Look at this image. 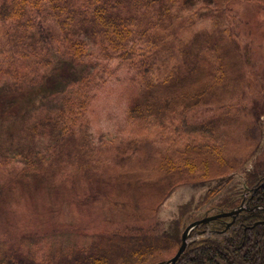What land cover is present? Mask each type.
Returning <instances> with one entry per match:
<instances>
[{"label":"rangeland","instance_id":"rangeland-1","mask_svg":"<svg viewBox=\"0 0 264 264\" xmlns=\"http://www.w3.org/2000/svg\"><path fill=\"white\" fill-rule=\"evenodd\" d=\"M72 1L77 8L92 6L88 0ZM165 1L172 3L171 27L159 28L165 37L154 72L142 76L138 66L100 58L94 46L93 57L79 68L85 84L72 87L75 94L67 95H50L52 87L62 82L56 67L57 58L66 51L64 42L55 41L59 53L56 47L46 49L37 42L38 30L50 25L53 30L57 24L47 1L31 14V27L0 19V256L19 250L36 261L49 262L75 249L114 244L112 234L133 226L162 221L165 228L200 198L205 189L202 181H217L233 173L230 167L210 160L209 167L214 165L204 178L202 158L194 162L188 152L184 157L176 152L183 150L182 143L189 137L175 143V134L144 128V123L129 118L131 107L150 85L157 84L160 93V83L170 73L179 84L188 73L197 43L214 45L224 57L227 72L224 83L207 90L203 102L189 109L188 123L214 121L217 144L223 138L230 161L231 157L245 159L255 150L259 142L255 119L260 113L264 117V0ZM152 6L161 8L158 2L152 1ZM49 59L55 61L54 67ZM205 69L204 81L182 89L189 105V96L203 87L214 66L208 64ZM84 89L93 98L74 127L73 140L48 148L49 137L35 135L31 128L56 117L65 107L70 109L68 94L76 100ZM171 139L176 147L168 152L165 147L173 146ZM18 146H24L25 157ZM167 157L174 161L169 171ZM186 162L196 166L195 172ZM186 218L181 237L199 221ZM202 235L210 237L198 232L190 241ZM175 250L164 252V257Z\"/></svg>","mask_w":264,"mask_h":264},{"label":"trees","instance_id":"trees-1","mask_svg":"<svg viewBox=\"0 0 264 264\" xmlns=\"http://www.w3.org/2000/svg\"><path fill=\"white\" fill-rule=\"evenodd\" d=\"M44 1H47L50 15L56 19L57 24L53 26V30L51 25L47 29L38 30L37 34L40 36L37 35V42L39 45L42 43L46 49L56 47L58 53L61 49H58L56 39L61 38L66 46L65 53L57 58L60 62L56 70H60L62 82L59 87H52L51 96L56 93L75 94L71 88L85 84L82 69L79 68L86 66L87 60L93 57L96 51L94 46L98 48L96 55L100 58L119 59L131 67L138 66V72H144L141 73L142 76L154 72L157 62L161 61L159 46L165 36L161 35L159 28L164 25L171 27L169 17L172 14V3L152 0L160 4L161 8L157 9L158 7L152 6L151 0L146 5L142 4L146 0H88L87 3L92 2L89 9L88 6L77 8L72 0H16L11 3L4 0L0 6V19L3 22H23L24 25L20 26L31 27V14L36 10L40 11ZM196 1L186 0L184 3L194 4ZM25 17L28 21H25ZM52 62L51 59L48 60L50 65ZM54 63L55 61L53 67ZM208 64L213 65L214 69L207 73L203 87L195 88V92L189 96L192 101L189 105L186 103L187 94L182 89L187 84L195 86L197 82L204 81L205 66ZM187 66L188 73L182 76L178 85L172 73L160 83V93L157 92V84L150 85L149 91L143 93L131 107L129 118L134 122L141 121L144 128L158 127L162 134H175V143H181L184 138L189 137L190 140L185 145L182 143L183 150L176 152H180L182 157L188 152L194 162L202 158L204 178L209 177L210 167L214 165L209 167L210 160L215 161L218 166L230 167L233 173L217 181H202L205 189L200 198L185 206L165 228L162 221L148 227L133 226L125 229V232L123 229L121 234H112L114 244L75 249L49 262L36 261L19 250H11L0 256V264H157L168 261L176 255L181 245V233L186 226L187 216L190 220L194 217V220H198L208 210L215 214L232 212L246 201L247 196H250L247 198L251 201L250 210H243L236 219L223 217L205 225L203 229L207 230L203 232L210 233V237L202 235L198 240L192 241L177 264H264V117L260 113L255 119L259 138L255 150L245 159L231 157L232 161L228 160L223 138L217 144L218 126L214 121L195 124L187 121L189 109L196 103L203 102L206 91L213 89L216 84L215 87L224 83L227 72L224 57L214 45L202 41L195 45ZM52 70L54 69L51 67ZM180 84L183 86H179ZM50 95L45 96L44 100ZM66 98L71 105L70 109L65 107L56 117L38 121V125L31 128L33 134L49 137L48 148L65 145L73 140L74 127L79 117L86 112L93 95L84 89L80 98L75 100L70 94ZM35 135L33 139L36 138ZM175 143L174 147L166 145L165 149L172 152L176 147ZM18 149L24 156V146H18ZM173 163L172 158H166L168 171ZM231 163L237 167L233 169ZM187 165L191 172H195L196 166L192 162H186ZM238 173L240 177H237ZM2 195L3 188L0 186V198ZM230 223L231 226H228ZM206 226L220 232L211 235ZM169 227V231L164 230ZM174 248L177 250L174 255L164 257V252H170Z\"/></svg>","mask_w":264,"mask_h":264},{"label":"flooded vegetation","instance_id":"flooded-vegetation-1","mask_svg":"<svg viewBox=\"0 0 264 264\" xmlns=\"http://www.w3.org/2000/svg\"><path fill=\"white\" fill-rule=\"evenodd\" d=\"M247 198H250V196H247ZM247 198H245L246 201H243V202H242L243 204L240 206V207H244V210H246V209H247V210H250V209H251V208H249V204H251V201H249L250 199L247 200ZM240 207H238V208L235 209L234 211L238 210ZM234 211H232V212H228V213H226V212H219V213H217V214H215V213H210L209 210L206 211V212H205V216H204L203 218L199 219V221L197 222V223H200V225L192 231V236L194 237L198 232H201V233H202L203 231L206 232L207 229H203V227H204L205 225H209V224H211L212 222L217 221L218 219L223 218V217H230V218H232V219H236V218H238V217L240 216L241 212H243V210H241L240 213H239L237 216H235V217H231V216H229V214L233 213ZM206 219H213V220H208V222H203V221L206 220ZM228 226H231V223H230ZM206 227L209 228L208 231L211 232V235L220 232L218 229L211 230V229H210V226H206ZM200 229H202V230H200ZM209 234H210V233H209ZM181 240H182V237H181ZM191 242H192V241H190L189 244H190ZM188 246H189V245H188Z\"/></svg>","mask_w":264,"mask_h":264},{"label":"water","instance_id":"water-1","mask_svg":"<svg viewBox=\"0 0 264 264\" xmlns=\"http://www.w3.org/2000/svg\"><path fill=\"white\" fill-rule=\"evenodd\" d=\"M241 210H244V207H240L238 210L234 211L233 213L229 214V216L231 217H235L237 216ZM208 220H213V219H206L203 222H208ZM200 225V223H195L192 226H190L186 232L182 235V240H181V245L176 253V255L170 259L169 261L160 263V264H177L178 261L181 259V257L183 256V254L185 253V251L188 248L190 239L192 237V231L197 228Z\"/></svg>","mask_w":264,"mask_h":264}]
</instances>
